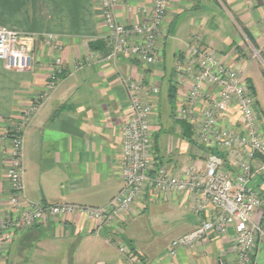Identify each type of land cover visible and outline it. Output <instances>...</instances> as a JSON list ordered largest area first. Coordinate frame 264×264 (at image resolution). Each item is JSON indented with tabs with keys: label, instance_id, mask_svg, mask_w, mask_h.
<instances>
[{
	"label": "crops",
	"instance_id": "obj_1",
	"mask_svg": "<svg viewBox=\"0 0 264 264\" xmlns=\"http://www.w3.org/2000/svg\"><path fill=\"white\" fill-rule=\"evenodd\" d=\"M154 2L120 0L117 18L125 24L146 21L150 16L144 9L149 12ZM0 25L26 33H54L62 44L57 49L38 39L31 69H10L0 60V216L8 211L9 190L8 146L1 131L45 91L58 56L71 69L80 58L96 55L89 65L61 76L25 132V194L40 204L104 206L121 190L128 78L143 81L144 98H149L151 86L160 87L151 117L158 162L175 172L188 164L204 166L206 148L193 139L197 126L175 112L185 90L175 84L174 66L194 35H201L228 65L245 67L257 93L247 61L254 59L249 45L264 56V0H169L161 57L154 64L126 56L108 58L111 47L100 0H0ZM168 64H173L170 70ZM258 107L264 125L259 101ZM239 124L234 106L224 125ZM262 132L264 136L263 127ZM261 183L259 177L253 180L255 186ZM196 199L190 193L150 194L112 224H96L79 212L50 217L8 244L5 264H124L119 238L140 251L148 264H242L233 226L227 234L213 232L192 246L178 248L176 255L169 253L172 240L203 221L193 211ZM251 264H264L263 244L251 254Z\"/></svg>",
	"mask_w": 264,
	"mask_h": 264
},
{
	"label": "built area",
	"instance_id": "obj_2",
	"mask_svg": "<svg viewBox=\"0 0 264 264\" xmlns=\"http://www.w3.org/2000/svg\"><path fill=\"white\" fill-rule=\"evenodd\" d=\"M257 1V0H253ZM120 0H100L102 17L108 30L111 54L108 58L132 57L144 64H154L161 57L162 26L167 18L169 0H155L146 13L149 19L129 24L117 18ZM44 39L57 49L62 44L54 33H26L0 25V60L15 70L31 69L36 41ZM253 58L261 59L253 48ZM94 54L80 58L66 69L58 56L50 72L45 91L32 106L13 119L1 131L7 142L6 177L9 181L6 198L7 213L0 216V264H5L7 246L21 232L39 225L50 217L82 213L96 224H112L144 196L190 193L197 199L193 211L203 221L192 231L172 240L171 255L178 248L189 247L211 233L227 234L233 226L239 262L251 264V254L264 245V136L260 109L246 68L228 65L219 53L205 45L196 34L187 50L174 66V81L184 89V97L176 106V116L197 126L194 141L206 148L205 164H188L175 172L158 162L154 152V131L151 117L158 85L151 86L144 98L146 85L142 80H124L129 98V117L123 127L120 162L124 184L104 206L60 202L40 204L25 194L24 136L34 112L56 88L61 76L89 65ZM240 113V124L227 127L233 107ZM262 183L253 185L255 178ZM124 264H148L143 254L129 242L118 239Z\"/></svg>",
	"mask_w": 264,
	"mask_h": 264
},
{
	"label": "rangeland",
	"instance_id": "obj_3",
	"mask_svg": "<svg viewBox=\"0 0 264 264\" xmlns=\"http://www.w3.org/2000/svg\"><path fill=\"white\" fill-rule=\"evenodd\" d=\"M11 28V27H10ZM19 30V29H18ZM251 46V47H250ZM250 50H252V53H254L253 50V46L249 45ZM62 57V56H61ZM168 62H170V60H168ZM247 74L250 75L256 85V97L259 101V105L262 106L264 108V76L262 73V69L264 68V59L261 55V59L255 57L253 60H248L247 61ZM173 64H168V70H170L172 68ZM186 121V120H184ZM263 130H264V125L262 124ZM147 216H145V220Z\"/></svg>",
	"mask_w": 264,
	"mask_h": 264
},
{
	"label": "trees",
	"instance_id": "obj_4",
	"mask_svg": "<svg viewBox=\"0 0 264 264\" xmlns=\"http://www.w3.org/2000/svg\"><path fill=\"white\" fill-rule=\"evenodd\" d=\"M263 59H264V56L262 55ZM262 73H263V76H264V68L262 69ZM251 87L254 89V85L251 83Z\"/></svg>",
	"mask_w": 264,
	"mask_h": 264
}]
</instances>
